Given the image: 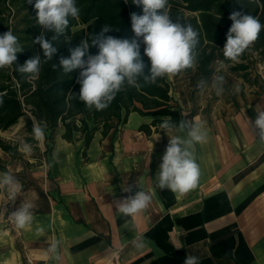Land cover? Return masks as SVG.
I'll use <instances>...</instances> for the list:
<instances>
[{"label":"crops","instance_id":"obj_1","mask_svg":"<svg viewBox=\"0 0 264 264\" xmlns=\"http://www.w3.org/2000/svg\"><path fill=\"white\" fill-rule=\"evenodd\" d=\"M257 77L244 82L243 95H220L209 112H203V90L211 85L202 87L188 118L179 105L182 120L207 131L194 148L199 183L184 194L157 187L170 138L161 129L150 136L140 131L152 118L136 112L114 136L95 133L87 157L83 141L63 139L60 126L52 157L39 159L32 173L28 162L18 167L0 148V172L23 186L14 201L0 191V264H184L186 255L199 264H264V143L251 127L257 107H264V74ZM140 190L152 196L148 208L121 216L116 202ZM23 199L34 204L35 219L18 229L8 217ZM136 237L145 247L133 245ZM56 240L59 261L46 251Z\"/></svg>","mask_w":264,"mask_h":264},{"label":"clouds","instance_id":"obj_2","mask_svg":"<svg viewBox=\"0 0 264 264\" xmlns=\"http://www.w3.org/2000/svg\"><path fill=\"white\" fill-rule=\"evenodd\" d=\"M27 2L31 4L32 0ZM132 2L142 6V14L131 13L133 33L131 38L108 35L113 29L105 24L98 33L90 34L79 45L69 48L68 57L59 59L58 65L64 74L80 70L77 78V83L81 85L78 97L88 108L94 107L100 111L109 107L125 83L137 86L138 80L142 78L145 84H155L158 78L175 76L183 70L195 67L197 63L199 32L190 23L173 21L167 10L168 0ZM34 8L37 23L43 31L35 37L33 43L39 45L44 59L42 60L41 55L37 53L16 69L33 80L39 77L42 63L51 61L57 53L53 41L64 35L69 18H76L80 14L76 0H35ZM229 19L232 24L222 49L224 59L219 61L216 71L225 67V61H238L264 30V24L255 16L241 11H232ZM50 32L54 33L51 39L47 35ZM141 37L145 45L144 55L150 60V68L147 71L140 51ZM90 47H96L97 54H91ZM22 50L18 38L11 30L0 34V68L11 67L17 60V53ZM56 67L57 64H53V68ZM207 83L202 80L198 87L202 88ZM224 83L223 76L214 75L211 87L217 95L223 93ZM235 91H240L239 85L235 87ZM256 112V119L251 127L259 141L264 143V107L258 106ZM160 120V129L170 139L156 175L157 187L173 193H187L195 189L199 183L201 170L194 155V148L196 144L206 141L207 131L204 130L202 123H189L186 119L178 124L168 116L161 117ZM33 135L37 140L42 139L45 135L44 126L34 125ZM21 148L25 154L32 152V147L27 142L23 143ZM0 191L6 192L9 200L14 201L20 196L23 186L13 174L0 172ZM122 191L131 192V188L124 187ZM151 201V194L140 190L135 195L117 201L116 207L121 216L132 217L146 210ZM8 218L18 229L30 228L35 219L34 204L23 199ZM38 231L43 233L44 229L41 227ZM132 243L137 249L145 247L142 237L134 238ZM59 244L60 241L56 240L49 243L46 248L54 261L60 260ZM184 264H199V258L186 255Z\"/></svg>","mask_w":264,"mask_h":264},{"label":"trees","instance_id":"obj_3","mask_svg":"<svg viewBox=\"0 0 264 264\" xmlns=\"http://www.w3.org/2000/svg\"><path fill=\"white\" fill-rule=\"evenodd\" d=\"M34 4L35 0L31 4L27 0H0V34L11 30L23 49L17 53V60L11 67L0 68V131L17 126L22 118L27 117L25 128L31 134L34 125H42L44 139L54 142L58 128L63 126L62 138L68 142L82 140V155L87 157L86 151L95 133L114 136L133 112L152 118L150 123L140 126V131L147 136L160 130L161 117H171L177 124L183 119L182 108L174 100L172 81L168 76L158 78L155 84H145L142 78L137 86L125 83L109 107L97 111L94 107H86L78 97L80 70L64 74L58 65L60 57L70 55L69 48L79 45L90 34L98 33L105 24L113 29L108 35L131 38V13L142 14V6L132 0H76L79 16L69 18L64 35L53 41L57 53L51 61L42 63L39 77L33 80L16 69L37 53L44 59L39 45L33 43L43 31L37 23ZM167 10L173 21L190 23L199 32L197 63L180 73H191L195 69L200 79L211 77L214 73L212 63L224 59L222 49L232 24L229 19L232 11L253 15L264 24V0H168ZM11 12L16 13L15 17L20 15L19 21H10ZM47 35L51 39L54 33ZM140 41L147 71L150 60L144 55L142 37ZM89 52L94 55L98 49L90 47ZM259 62L264 64V30L238 61H225V64H230L232 71L242 73V77L250 81V69ZM53 64H57L55 69ZM27 141L35 140L28 137ZM0 148L14 159L23 157L16 145L3 141L1 137Z\"/></svg>","mask_w":264,"mask_h":264},{"label":"rangeland","instance_id":"obj_4","mask_svg":"<svg viewBox=\"0 0 264 264\" xmlns=\"http://www.w3.org/2000/svg\"><path fill=\"white\" fill-rule=\"evenodd\" d=\"M11 13L12 14L10 15V21L12 23L19 21L20 15L18 17L17 16L15 17L16 13L15 12H11ZM219 61L221 60L216 59L212 63L211 69L213 70L214 75H221L224 77L225 80L224 91L221 95L227 96V98H229V96L235 97V96H239L240 94L243 95L245 89L244 86H246L244 85V82L245 81L247 82V80L242 77V73L232 71L230 69V64H225V67L223 69H219L218 71H216L218 69ZM250 71H251L250 81H254L255 79L258 78L257 76L264 74V64L259 62L258 64L253 66L250 69ZM214 75L205 79L206 81H208L206 86L211 85V80L213 79ZM169 79L172 81L173 95L176 98L178 105L183 106L186 112L185 118L186 117L188 118L189 115H191V113L194 111V109L196 110L197 108V104H194V102H196L199 99L198 97H200L199 96L200 92L203 90L201 87H198V85L203 79H200L198 77V74L195 69L191 73H180V75L169 77ZM237 85H239L240 88L239 92L235 91V87ZM203 96L206 103V105L203 107V112L206 113L207 111L209 112L212 110L213 106L215 105L220 95H217L215 90L211 87L210 90H208L207 88L203 90ZM191 103L194 104L193 107ZM26 120L27 117H24L17 126L8 129L5 132L0 131V137L2 138L3 141L12 143L13 145L17 146L19 153L23 157L21 159L20 158L16 159L15 161L16 163L14 164L17 165L18 167H21L23 166L24 164L23 161L25 160L26 162H28L27 169L30 172V169H32L36 165H39L40 163L39 159H43L46 161V159L52 157L51 155L54 152L53 149L55 148L54 146H52L53 142L45 140L44 137L40 140L35 139L34 135L31 134L27 128H25L27 122ZM59 129L57 130V133L54 136L55 138L56 137L58 138L60 136ZM28 137L32 138L35 141L33 142L27 141ZM25 142L31 145L32 147L31 153L25 154L22 151L21 145ZM2 160H3L2 161L3 164H7L9 160V156L4 153ZM29 160H32V162H30Z\"/></svg>","mask_w":264,"mask_h":264}]
</instances>
